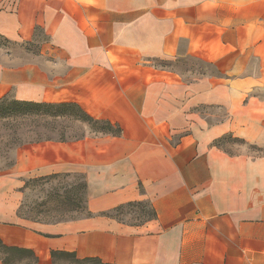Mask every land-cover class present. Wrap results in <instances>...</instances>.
I'll return each instance as SVG.
<instances>
[{
	"label": "crops",
	"instance_id": "0c3cea01",
	"mask_svg": "<svg viewBox=\"0 0 264 264\" xmlns=\"http://www.w3.org/2000/svg\"><path fill=\"white\" fill-rule=\"evenodd\" d=\"M0 41V103L60 109L0 168L16 264H264V0H0ZM65 175L87 215L20 216L28 180Z\"/></svg>",
	"mask_w": 264,
	"mask_h": 264
},
{
	"label": "rangeland",
	"instance_id": "374dc122",
	"mask_svg": "<svg viewBox=\"0 0 264 264\" xmlns=\"http://www.w3.org/2000/svg\"><path fill=\"white\" fill-rule=\"evenodd\" d=\"M2 42L0 41V45ZM161 66L172 70H189L194 68L191 61L180 60L176 64L159 63ZM37 106L16 104L12 99H7L0 106V168L6 169L14 162L13 152L20 140L26 137L25 130L20 131V125H34L33 116L36 111H59ZM64 110V109H63ZM65 111H75L65 109ZM27 115V116H26ZM236 146V145H235ZM87 183L83 176L65 175L52 176L42 179H31L26 182L25 198L20 207L21 217L30 220H64L85 216ZM151 215L146 206H128L115 211L112 216L118 220L134 223L135 219H143ZM19 253L0 249V256L6 257L9 264H16L15 259ZM14 262V263H12ZM70 264H95L79 263L71 259Z\"/></svg>",
	"mask_w": 264,
	"mask_h": 264
},
{
	"label": "trees",
	"instance_id": "16d2710c",
	"mask_svg": "<svg viewBox=\"0 0 264 264\" xmlns=\"http://www.w3.org/2000/svg\"><path fill=\"white\" fill-rule=\"evenodd\" d=\"M3 103H5V101L4 102H2V103H0V106L3 104ZM15 103L16 104H20V105H25V106H37V107H45V108H52V109H54V108H59V107H57V106H54V105H37V104H30V103H19V102H16L15 101ZM63 108L64 109H69V108H71L72 109V107H70V106H63ZM129 206H134V205H129ZM121 208H119V209H117L116 211H119ZM150 212H151V217H154L155 216V213L153 212V211H151L150 210ZM0 249H3V250H10V249H8L7 247H5V246H3L2 245V242H1V240H0ZM88 261H92V262H96V261H93V260H88Z\"/></svg>",
	"mask_w": 264,
	"mask_h": 264
}]
</instances>
